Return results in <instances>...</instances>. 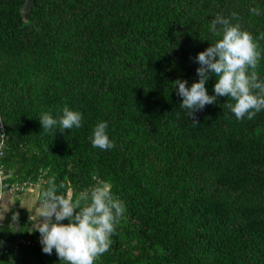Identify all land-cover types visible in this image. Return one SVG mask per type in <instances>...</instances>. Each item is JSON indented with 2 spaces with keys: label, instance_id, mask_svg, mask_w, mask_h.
<instances>
[{
  "label": "trees",
  "instance_id": "16d2710c",
  "mask_svg": "<svg viewBox=\"0 0 264 264\" xmlns=\"http://www.w3.org/2000/svg\"><path fill=\"white\" fill-rule=\"evenodd\" d=\"M25 1L0 0L5 181L42 198L54 177L73 200L108 183L126 211L95 264H264V111L237 120L219 97L194 126L173 83L199 80L195 58L220 38L209 25L233 12L257 38L264 80V0H35L24 14ZM65 106L82 126L46 132L40 116ZM102 121L110 150L91 143ZM21 211L0 224L19 243L0 264H61Z\"/></svg>",
  "mask_w": 264,
  "mask_h": 264
},
{
  "label": "clouds",
  "instance_id": "9594fccd",
  "mask_svg": "<svg viewBox=\"0 0 264 264\" xmlns=\"http://www.w3.org/2000/svg\"><path fill=\"white\" fill-rule=\"evenodd\" d=\"M250 12L261 14L258 7L251 8ZM232 19L239 20L236 12L231 13V19L217 14L211 21L209 30L220 38L195 58L200 65L196 69L199 80L190 87L187 80L173 82L178 86L177 95L182 98L179 106L187 110L194 126L198 123L195 112L216 103L219 97L232 101L225 106L237 120H252L264 111V80L257 72L262 52L257 38L240 23L233 24ZM259 39H264V33ZM210 76L216 79L214 95H209L206 89ZM82 119V113L65 106L58 118L44 113L39 121L46 132L57 127L59 132H64L80 128ZM107 129V121L94 127L90 138L94 148L110 150L115 147ZM125 211L123 202L114 197L108 183L95 185L73 200L71 196L58 194L53 177L42 192L40 222L35 228L40 233L42 252L51 255L55 250L61 264H95L109 251L112 236ZM64 220L68 223H62Z\"/></svg>",
  "mask_w": 264,
  "mask_h": 264
},
{
  "label": "rangeland",
  "instance_id": "374dc122",
  "mask_svg": "<svg viewBox=\"0 0 264 264\" xmlns=\"http://www.w3.org/2000/svg\"><path fill=\"white\" fill-rule=\"evenodd\" d=\"M39 184L41 185V183ZM17 195L20 196V198H22V195L24 197V199L21 201V205H19L23 208L19 209L18 212L22 210L21 212H23L24 215L27 214V221L30 220V218L35 217H39L40 219V213L42 211V198H40L37 192V187L28 188ZM7 200H11L12 204H17L16 196L11 195L9 192H6L3 195V199L0 200V214L5 213L7 210L9 211L12 208Z\"/></svg>",
  "mask_w": 264,
  "mask_h": 264
},
{
  "label": "built area",
  "instance_id": "2783aa9c",
  "mask_svg": "<svg viewBox=\"0 0 264 264\" xmlns=\"http://www.w3.org/2000/svg\"><path fill=\"white\" fill-rule=\"evenodd\" d=\"M5 177L6 175L3 173V166L0 165V200L2 199L3 195L6 192H9L12 194H19L25 191L26 189H28L29 187H31L30 185L23 184V183H15L13 185L12 184L10 185L5 181ZM18 247H19V243H15V242L8 241L5 239H0V248L5 253H9L12 250L15 251L18 249Z\"/></svg>",
  "mask_w": 264,
  "mask_h": 264
},
{
  "label": "crops",
  "instance_id": "0c3cea01",
  "mask_svg": "<svg viewBox=\"0 0 264 264\" xmlns=\"http://www.w3.org/2000/svg\"><path fill=\"white\" fill-rule=\"evenodd\" d=\"M37 192L39 194V189H37ZM11 195H15L16 196V199H17V204H12V201L11 200H7L8 203H10L11 207L14 208V212L16 213L17 217H18V210L19 209H22L23 207L22 206H19L21 205V201L24 199L23 195H22V198H20V196H18L17 194H12L10 193ZM13 197V196H12ZM3 199V197H2ZM1 202V201H0ZM10 211V210H9ZM8 210L5 212V213H2L0 214V224H4L5 222V215L9 212ZM30 220L32 221L33 223V226L34 227H37L39 222H40V219L39 217H35V218H30Z\"/></svg>",
  "mask_w": 264,
  "mask_h": 264
},
{
  "label": "water",
  "instance_id": "95a60500",
  "mask_svg": "<svg viewBox=\"0 0 264 264\" xmlns=\"http://www.w3.org/2000/svg\"><path fill=\"white\" fill-rule=\"evenodd\" d=\"M35 5V0H26L22 6V11L25 14Z\"/></svg>",
  "mask_w": 264,
  "mask_h": 264
}]
</instances>
